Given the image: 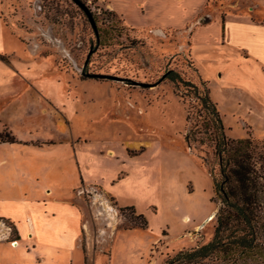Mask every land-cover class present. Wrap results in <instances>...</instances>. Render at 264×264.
<instances>
[{
	"label": "rangeland",
	"instance_id": "374dc122",
	"mask_svg": "<svg viewBox=\"0 0 264 264\" xmlns=\"http://www.w3.org/2000/svg\"><path fill=\"white\" fill-rule=\"evenodd\" d=\"M80 1L96 34L72 0H0V138H12L0 144V158L14 166L2 175L17 196L19 188L29 196L50 189L65 200L44 220L50 231L33 233L21 219L19 232L0 217V264H163L211 238L209 211L220 199L207 169L216 176L217 164L207 145L184 140L198 106L191 90L164 77L168 70L208 88L224 134L251 138L261 176L260 242L242 256L213 253L206 262L264 264V102L229 75L204 72V80L180 33L152 35L132 28L141 18L126 25L106 0ZM212 9L264 21V0H209L204 12ZM110 189L133 211L120 209ZM0 211H8L1 199ZM138 213L145 228L134 225Z\"/></svg>",
	"mask_w": 264,
	"mask_h": 264
},
{
	"label": "crops",
	"instance_id": "0c3cea01",
	"mask_svg": "<svg viewBox=\"0 0 264 264\" xmlns=\"http://www.w3.org/2000/svg\"><path fill=\"white\" fill-rule=\"evenodd\" d=\"M106 1L109 8L116 11L130 27L134 25V18L142 19L139 26L132 28L147 30L158 36L164 35L166 29L180 33L182 38H186V54L203 79L206 78L204 72L215 80H220L224 74L229 75L236 80L233 82L237 89L249 88L252 95L256 93L255 97L264 102V21L253 20L245 13L221 14L213 9L204 12L209 0ZM243 114L237 111L232 113L245 121ZM221 120L223 122V118ZM59 131L62 130L59 128ZM4 142L0 141V144ZM8 160L0 158V199L8 208L7 212L0 211V217L10 220L19 232L24 227L21 223L23 219L33 233L50 231L52 225H43L44 220L64 210L65 200L54 197L50 189L36 191L34 196H29L26 195L27 191L19 188L20 194L15 195L16 186L9 177L2 175L12 172L11 167L14 166H10ZM27 167L25 173L27 171L32 178L34 170H27ZM86 167L82 166L84 170ZM2 168L6 171H2ZM108 192L117 205L133 207L120 203L112 189ZM210 212L214 213V208Z\"/></svg>",
	"mask_w": 264,
	"mask_h": 264
},
{
	"label": "trees",
	"instance_id": "16d2710c",
	"mask_svg": "<svg viewBox=\"0 0 264 264\" xmlns=\"http://www.w3.org/2000/svg\"><path fill=\"white\" fill-rule=\"evenodd\" d=\"M164 77L176 89L179 84L187 87L182 92L185 94L191 90L196 100V120L192 126H188L183 137L186 142L196 141L210 148L218 172L215 176L210 169L207 170L211 175L212 193L219 197L220 205L214 211L215 224L211 238L204 243L177 250L163 264H208L206 261L213 253L242 256L260 242L256 218L260 207L257 186L260 185L261 176L252 157V140L249 136L229 138L224 134L220 115L206 86L198 89L195 83L182 80L173 70H168ZM200 82L203 85L204 81ZM185 118L188 120V113ZM11 140V137L0 138V141ZM123 208L133 211L132 206L120 209ZM134 217L139 219L134 225L146 227L142 214H135Z\"/></svg>",
	"mask_w": 264,
	"mask_h": 264
},
{
	"label": "water",
	"instance_id": "95a60500",
	"mask_svg": "<svg viewBox=\"0 0 264 264\" xmlns=\"http://www.w3.org/2000/svg\"><path fill=\"white\" fill-rule=\"evenodd\" d=\"M72 1L83 11L91 29L93 30L94 34H96L95 23H94V20L92 18L90 11L88 10V8L80 0H72ZM105 77H109V76H105Z\"/></svg>",
	"mask_w": 264,
	"mask_h": 264
},
{
	"label": "bare ground",
	"instance_id": "6f19581e",
	"mask_svg": "<svg viewBox=\"0 0 264 264\" xmlns=\"http://www.w3.org/2000/svg\"><path fill=\"white\" fill-rule=\"evenodd\" d=\"M213 215H214V213H212V214L210 215V217L212 218V217H213ZM15 242H17V241H14V242H12L11 244H13V243H14V244L16 245V243H15ZM15 245H14V246H15Z\"/></svg>",
	"mask_w": 264,
	"mask_h": 264
}]
</instances>
